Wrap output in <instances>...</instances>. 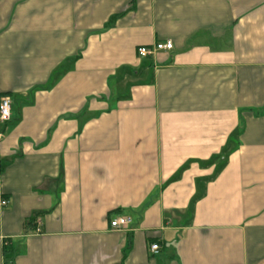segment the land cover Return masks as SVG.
Returning <instances> with one entry per match:
<instances>
[{
	"label": "crops",
	"instance_id": "obj_1",
	"mask_svg": "<svg viewBox=\"0 0 264 264\" xmlns=\"http://www.w3.org/2000/svg\"><path fill=\"white\" fill-rule=\"evenodd\" d=\"M3 96L0 264H264V0H0Z\"/></svg>",
	"mask_w": 264,
	"mask_h": 264
},
{
	"label": "built area",
	"instance_id": "obj_2",
	"mask_svg": "<svg viewBox=\"0 0 264 264\" xmlns=\"http://www.w3.org/2000/svg\"><path fill=\"white\" fill-rule=\"evenodd\" d=\"M173 45L170 41H166L164 43H157L152 46L139 47L136 50L137 56L139 58H147L152 56L155 52L159 51H171ZM11 119V100L8 96L0 97V126L8 123ZM1 206H5L6 201H1ZM129 217H116L114 220L110 222V228L113 230H121L127 227L129 224ZM150 247V251L152 253H157L159 250V246L157 244H153Z\"/></svg>",
	"mask_w": 264,
	"mask_h": 264
}]
</instances>
